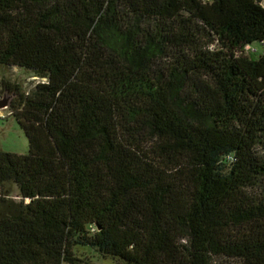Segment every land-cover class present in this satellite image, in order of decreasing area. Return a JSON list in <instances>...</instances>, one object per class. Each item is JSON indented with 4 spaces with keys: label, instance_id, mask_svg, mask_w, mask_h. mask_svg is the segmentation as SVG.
Here are the masks:
<instances>
[{
    "label": "trees",
    "instance_id": "1",
    "mask_svg": "<svg viewBox=\"0 0 264 264\" xmlns=\"http://www.w3.org/2000/svg\"><path fill=\"white\" fill-rule=\"evenodd\" d=\"M263 1L0 0V264H264Z\"/></svg>",
    "mask_w": 264,
    "mask_h": 264
},
{
    "label": "rangeland",
    "instance_id": "2",
    "mask_svg": "<svg viewBox=\"0 0 264 264\" xmlns=\"http://www.w3.org/2000/svg\"><path fill=\"white\" fill-rule=\"evenodd\" d=\"M252 49H256L253 55L255 59H258L263 53V47L259 43H254ZM252 49L247 48L246 51H251ZM2 81L9 84H17L22 93H30L37 84L45 82L44 79L34 76L25 69L0 66V90L2 89ZM12 95V93H8L7 97ZM2 97L3 95L0 96V98ZM10 114V107L0 112V151L25 155L29 152L28 139L15 118ZM91 263L116 264L113 260L105 258H92Z\"/></svg>",
    "mask_w": 264,
    "mask_h": 264
},
{
    "label": "water",
    "instance_id": "3",
    "mask_svg": "<svg viewBox=\"0 0 264 264\" xmlns=\"http://www.w3.org/2000/svg\"><path fill=\"white\" fill-rule=\"evenodd\" d=\"M7 95H8V92L5 91L3 94V97L0 98V112H1V110L10 107V103H11V100L13 99L14 95H12L13 97L12 96L7 97Z\"/></svg>",
    "mask_w": 264,
    "mask_h": 264
}]
</instances>
